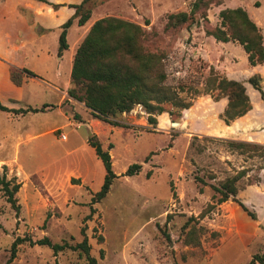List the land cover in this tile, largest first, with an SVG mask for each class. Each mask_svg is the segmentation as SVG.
<instances>
[{"label": "rangeland", "instance_id": "374dc122", "mask_svg": "<svg viewBox=\"0 0 264 264\" xmlns=\"http://www.w3.org/2000/svg\"><path fill=\"white\" fill-rule=\"evenodd\" d=\"M192 1L89 0L88 19L112 16L140 25L147 32L141 44L164 56L165 84L175 87L185 82L202 88L212 68L218 76L243 83L250 109L226 125L219 117L225 97L215 99L212 92L189 98L192 90H185L179 95L190 99V105L179 116L163 111L149 124L147 113L135 105L116 116L125 126L110 132L81 102L73 100L70 105L65 101L57 109L48 104L52 109L42 115L45 129L57 126V130L33 137L28 147L22 145L6 169L7 175L15 174L20 183L16 193L19 211L15 214L0 196V264H5L15 237L32 241L47 237L51 242L73 245L82 239L81 229L97 264H244L251 254L264 250V167L258 169V159L230 152L218 141L264 144V98L246 82L253 73L264 78V62L249 66L236 42L215 41L203 32L204 26L218 24L221 8L239 6L260 28L264 45V0H223L210 5L206 21L165 28L166 15L188 12ZM71 25L66 30L69 44L84 28L77 27L75 20ZM64 54L57 70L51 60L37 61L31 55L27 67L34 68L49 84H63L68 78V88L67 51ZM30 86L28 93L35 94L36 100L51 103L56 99L44 85ZM262 89L264 95V82ZM91 134L97 136L101 148L111 144L115 174L132 163L140 164L136 174L114 178L105 196L92 205L91 195L102 184L104 170L86 142ZM192 136L197 137L195 146H189ZM240 168L248 171L237 182L235 197L252 212V218L236 202L215 204L216 198H212L211 186ZM208 204L213 207L196 224L201 227L199 246L184 245L182 223ZM8 264L87 263L78 250L53 253L47 246L23 241Z\"/></svg>", "mask_w": 264, "mask_h": 264}, {"label": "trees", "instance_id": "16d2710c", "mask_svg": "<svg viewBox=\"0 0 264 264\" xmlns=\"http://www.w3.org/2000/svg\"><path fill=\"white\" fill-rule=\"evenodd\" d=\"M49 5L52 9H57L64 4H53L49 0H35ZM89 0H80L78 3L68 4L73 9L72 14L59 26L57 36L56 53L60 55L67 49L66 30L73 24L83 25L90 16ZM223 0H193L188 12L180 11L166 15L165 28H177L182 25L195 23L198 20L206 21V11L210 5H219ZM19 12L23 14L28 23H32V15L26 9L19 7ZM218 24L210 27L204 26L203 32L206 36L212 37L215 41H233L241 46L246 54V61L249 66H255L264 62V46L260 28L249 18L247 12L239 7H223L218 11ZM37 34L44 29L38 24H34ZM147 32L142 27L131 21L123 20L112 16H103L95 19L89 26L87 32L77 44L71 59L69 71L70 87L65 89L69 98L81 102L89 110L90 115L102 122L112 126H125L116 120V116L123 112H128L135 105L147 113V123H155V114L166 111L169 115L179 116L182 109L190 105V99H185L179 95L180 91L192 90L189 98L203 93H215L214 98L225 97L226 103L219 114L222 122L228 125L234 119L244 115L250 109V102L245 92L242 82L228 79L216 75L212 68H209V76L206 77L202 88H196L185 82H179L178 86L165 84V71L163 68V54L150 52L141 44V40L146 37ZM8 75L14 85H20L23 75L38 77L31 70L22 67L9 66ZM246 82L252 89L258 92L261 99L263 95L264 78L258 73L251 74ZM48 104H42L39 108H16L10 109L0 102V110L12 114H23L26 112L42 111ZM168 107V109H165ZM209 139V138H203ZM197 137L192 136L189 146H195ZM219 142L230 151L247 158H256L260 162L258 169L264 167V144L218 139ZM86 142L93 149L96 158L101 162L104 174L102 184L99 189L92 193L90 204L100 201L108 192L111 182L119 176H130L136 174L140 169V164L132 163L125 170L116 175L111 168L108 149L101 148L95 134L86 138ZM247 168H240L233 174L225 176L217 186L212 185L214 193L212 198L215 204L226 200L236 202L243 211L251 218L250 212L235 197L239 187L237 182L245 176ZM201 182V178L195 177ZM250 183V182H248ZM20 183L16 176L11 174L6 176L5 166L0 168V196L4 198L10 207L17 214L19 204L16 193ZM213 207L208 204L197 216H188L180 227L181 239L184 245L199 246L201 227L197 226L198 219ZM92 208L90 212H92ZM192 222V223H191ZM82 239L75 244L66 242H51L47 237L39 238L35 241L29 238L15 237L10 243L9 254L5 260L8 264L15 256L17 246L23 241L29 244L44 245L49 247L53 253L64 249L78 250L82 253L87 264H97L93 256L89 254V245L86 237L80 230ZM166 239L168 234L163 232ZM264 264V250L261 253L251 254L249 260L244 264Z\"/></svg>", "mask_w": 264, "mask_h": 264}, {"label": "crops", "instance_id": "0c3cea01", "mask_svg": "<svg viewBox=\"0 0 264 264\" xmlns=\"http://www.w3.org/2000/svg\"><path fill=\"white\" fill-rule=\"evenodd\" d=\"M79 1L49 0L53 4H64L54 10L49 5L35 0H0V102L4 106L16 109L26 107L39 108L42 104H50L57 109L62 108V104L65 101H68L65 103L72 105L74 99L69 98L65 92L68 78L67 80L65 79L66 84L64 82V86L60 82L59 85L47 83L34 68L27 67V56H34V59L42 62L51 60L57 70L63 63L64 52L67 51L66 62L69 74L72 54L76 48L77 41L86 33L93 20L89 21L88 19L83 25L77 26L84 28L79 34H76L71 44L67 40V49L63 50L60 55L56 53L58 26L73 12V9L67 5L78 3ZM19 7L26 9L32 14L33 24L27 22L23 14L19 12ZM34 24H38L41 28L47 29V31L37 34ZM67 36L68 32L66 33V39ZM10 65L17 68L25 67L38 77L23 75L21 84L14 85L8 75ZM261 67L264 69V64ZM31 83L44 85V89H49L55 93L56 99L51 101V103L36 100L35 94L32 93L35 90L31 91L33 96L28 93ZM49 109H52V107L47 106L42 111L23 114H12L0 110V168L5 166L8 169L15 159V152L23 146L28 147L33 137H39L46 132L57 130V126L45 129V117L42 115ZM14 122H20V125L16 126ZM117 122L122 123L120 120H117ZM107 125L110 132L120 127ZM111 148L112 146L108 149L109 156L112 155ZM6 150L12 153L4 155L2 152ZM6 176L8 177L7 172Z\"/></svg>", "mask_w": 264, "mask_h": 264}, {"label": "built area", "instance_id": "2783aa9c", "mask_svg": "<svg viewBox=\"0 0 264 264\" xmlns=\"http://www.w3.org/2000/svg\"><path fill=\"white\" fill-rule=\"evenodd\" d=\"M59 137H60V139H65L64 135H60Z\"/></svg>", "mask_w": 264, "mask_h": 264}, {"label": "water", "instance_id": "95a60500", "mask_svg": "<svg viewBox=\"0 0 264 264\" xmlns=\"http://www.w3.org/2000/svg\"><path fill=\"white\" fill-rule=\"evenodd\" d=\"M172 124H176L175 122H172Z\"/></svg>", "mask_w": 264, "mask_h": 264}]
</instances>
